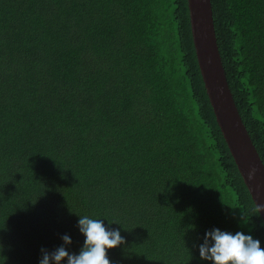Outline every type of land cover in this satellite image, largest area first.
I'll return each instance as SVG.
<instances>
[{
    "label": "trees",
    "instance_id": "16d2710c",
    "mask_svg": "<svg viewBox=\"0 0 264 264\" xmlns=\"http://www.w3.org/2000/svg\"><path fill=\"white\" fill-rule=\"evenodd\" d=\"M229 85L264 162V0H212ZM112 264H211L206 231L264 222L200 72L188 0H0V264H39L78 215ZM195 225V226H194Z\"/></svg>",
    "mask_w": 264,
    "mask_h": 264
},
{
    "label": "water",
    "instance_id": "95a60500",
    "mask_svg": "<svg viewBox=\"0 0 264 264\" xmlns=\"http://www.w3.org/2000/svg\"><path fill=\"white\" fill-rule=\"evenodd\" d=\"M188 7L198 65L217 123L256 207L264 206V162L229 85L212 0H188ZM259 214L264 222V209Z\"/></svg>",
    "mask_w": 264,
    "mask_h": 264
},
{
    "label": "clouds",
    "instance_id": "9594fccd",
    "mask_svg": "<svg viewBox=\"0 0 264 264\" xmlns=\"http://www.w3.org/2000/svg\"><path fill=\"white\" fill-rule=\"evenodd\" d=\"M259 213L264 206L257 205ZM77 228L83 236V245L78 252L68 249L73 243L70 234H63V243L53 250L41 248L39 264H112L108 250L124 243L120 228L105 225L103 219L90 215H78ZM195 226V225H194ZM198 247L202 261L211 264H264V247L261 241L243 231L235 233L213 228L205 232L202 243H194Z\"/></svg>",
    "mask_w": 264,
    "mask_h": 264
}]
</instances>
